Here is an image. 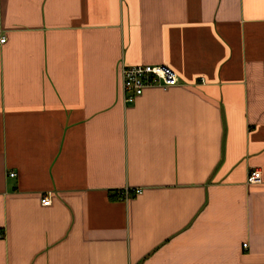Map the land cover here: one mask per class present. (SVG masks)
<instances>
[{
  "label": "crops",
  "instance_id": "obj_1",
  "mask_svg": "<svg viewBox=\"0 0 264 264\" xmlns=\"http://www.w3.org/2000/svg\"><path fill=\"white\" fill-rule=\"evenodd\" d=\"M2 36L0 264H264V0H0ZM124 65L180 84L127 105Z\"/></svg>",
  "mask_w": 264,
  "mask_h": 264
},
{
  "label": "built area",
  "instance_id": "obj_2",
  "mask_svg": "<svg viewBox=\"0 0 264 264\" xmlns=\"http://www.w3.org/2000/svg\"><path fill=\"white\" fill-rule=\"evenodd\" d=\"M7 43L5 36L0 37V47ZM121 77L123 85V99L127 105L134 104L140 96L148 90L162 89L167 91L169 88L179 86L177 74L168 66H127L121 68ZM12 178L15 174L10 175ZM262 182V172L260 170L252 172L248 177L249 185H257ZM135 195H140L141 191H134ZM131 191H127L124 196L128 199ZM44 205H50V200L46 197L43 200ZM247 248V246H244Z\"/></svg>",
  "mask_w": 264,
  "mask_h": 264
}]
</instances>
